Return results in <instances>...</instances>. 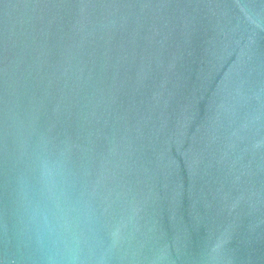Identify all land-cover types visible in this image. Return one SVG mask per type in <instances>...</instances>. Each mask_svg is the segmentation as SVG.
I'll return each mask as SVG.
<instances>
[{
  "label": "water",
  "instance_id": "water-1",
  "mask_svg": "<svg viewBox=\"0 0 264 264\" xmlns=\"http://www.w3.org/2000/svg\"><path fill=\"white\" fill-rule=\"evenodd\" d=\"M45 160L107 264H264V0H0V264Z\"/></svg>",
  "mask_w": 264,
  "mask_h": 264
},
{
  "label": "clouds",
  "instance_id": "clouds-1",
  "mask_svg": "<svg viewBox=\"0 0 264 264\" xmlns=\"http://www.w3.org/2000/svg\"><path fill=\"white\" fill-rule=\"evenodd\" d=\"M58 175L57 166L41 161L38 198L24 193L23 235L35 264H107L106 253L96 255L92 245L88 205L73 200Z\"/></svg>",
  "mask_w": 264,
  "mask_h": 264
}]
</instances>
